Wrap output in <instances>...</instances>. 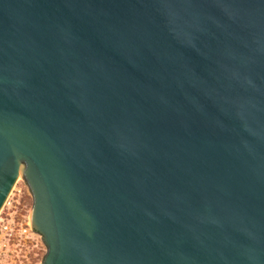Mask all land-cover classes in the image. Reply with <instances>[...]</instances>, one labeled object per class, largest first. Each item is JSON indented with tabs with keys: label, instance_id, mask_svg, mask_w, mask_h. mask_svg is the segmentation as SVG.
<instances>
[{
	"label": "water",
	"instance_id": "95a60500",
	"mask_svg": "<svg viewBox=\"0 0 264 264\" xmlns=\"http://www.w3.org/2000/svg\"><path fill=\"white\" fill-rule=\"evenodd\" d=\"M42 264H264V0H0V212Z\"/></svg>",
	"mask_w": 264,
	"mask_h": 264
},
{
	"label": "rangeland",
	"instance_id": "374dc122",
	"mask_svg": "<svg viewBox=\"0 0 264 264\" xmlns=\"http://www.w3.org/2000/svg\"><path fill=\"white\" fill-rule=\"evenodd\" d=\"M32 206V195L21 176L0 212V222L7 219L16 229L12 240H9L10 235L4 239L7 246L0 250V264H42L47 252L42 236L34 230L26 236L20 233V229L31 222Z\"/></svg>",
	"mask_w": 264,
	"mask_h": 264
},
{
	"label": "built area",
	"instance_id": "2783aa9c",
	"mask_svg": "<svg viewBox=\"0 0 264 264\" xmlns=\"http://www.w3.org/2000/svg\"><path fill=\"white\" fill-rule=\"evenodd\" d=\"M32 230V224L29 221L20 229V233L21 235L26 236ZM14 232H16L15 227H13L10 222L2 219V221L0 222V250L3 249V247L7 246L4 240L5 237H8L10 235L9 240H11Z\"/></svg>",
	"mask_w": 264,
	"mask_h": 264
},
{
	"label": "trees",
	"instance_id": "16d2710c",
	"mask_svg": "<svg viewBox=\"0 0 264 264\" xmlns=\"http://www.w3.org/2000/svg\"><path fill=\"white\" fill-rule=\"evenodd\" d=\"M6 220H7V219H6ZM12 239H13V237H12ZM12 239H11V240H12Z\"/></svg>",
	"mask_w": 264,
	"mask_h": 264
}]
</instances>
